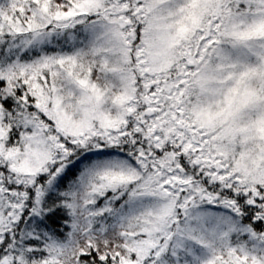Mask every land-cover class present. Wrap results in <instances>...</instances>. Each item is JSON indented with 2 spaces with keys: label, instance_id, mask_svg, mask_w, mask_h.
<instances>
[{
  "label": "snow or ice",
  "instance_id": "snow-or-ice-1",
  "mask_svg": "<svg viewBox=\"0 0 264 264\" xmlns=\"http://www.w3.org/2000/svg\"><path fill=\"white\" fill-rule=\"evenodd\" d=\"M0 264H264V0H0Z\"/></svg>",
  "mask_w": 264,
  "mask_h": 264
}]
</instances>
